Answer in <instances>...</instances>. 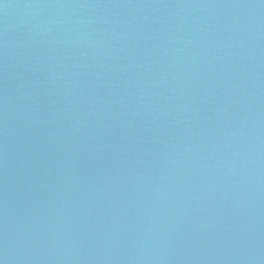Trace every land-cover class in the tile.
<instances>
[{"label": "water", "instance_id": "1", "mask_svg": "<svg viewBox=\"0 0 264 264\" xmlns=\"http://www.w3.org/2000/svg\"><path fill=\"white\" fill-rule=\"evenodd\" d=\"M0 264H264V0H0Z\"/></svg>", "mask_w": 264, "mask_h": 264}]
</instances>
